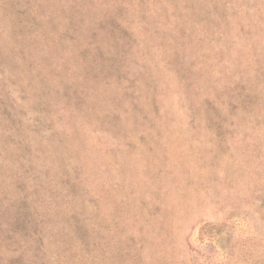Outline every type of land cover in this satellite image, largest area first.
Listing matches in <instances>:
<instances>
[{
    "label": "rangeland",
    "instance_id": "rangeland-1",
    "mask_svg": "<svg viewBox=\"0 0 264 264\" xmlns=\"http://www.w3.org/2000/svg\"><path fill=\"white\" fill-rule=\"evenodd\" d=\"M0 264H264V0H0Z\"/></svg>",
    "mask_w": 264,
    "mask_h": 264
}]
</instances>
